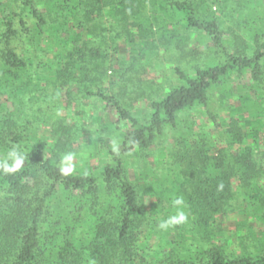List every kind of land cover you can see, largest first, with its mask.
I'll return each instance as SVG.
<instances>
[{
    "label": "trees",
    "instance_id": "16d2710c",
    "mask_svg": "<svg viewBox=\"0 0 264 264\" xmlns=\"http://www.w3.org/2000/svg\"><path fill=\"white\" fill-rule=\"evenodd\" d=\"M200 1L205 0H46L45 12L33 0H20L19 11L0 3V264H264V229L257 234L254 251L240 255L214 242L217 216L232 210L238 196L246 214L253 210L264 225V2L238 0L231 6L227 0H208L212 12H203ZM227 9L239 12L240 33L234 38L247 39L234 52L227 50L224 36L222 15ZM25 14L34 18L32 26ZM102 17L108 18L105 22L114 32L99 44L115 43V50L119 40L138 38L150 45L147 39L154 24L162 22L166 29L171 27L170 41L177 40L178 46L185 40L180 30L206 34L222 50L224 60L193 73L175 66L177 83L152 100L149 113L140 118L130 110L132 101L89 84L100 82L110 70L118 72L109 59L112 51L97 46L93 36L92 22ZM18 22L25 33L37 37L52 29L56 49L43 67V77L33 70L32 59L12 45L19 36ZM84 30L89 38L80 43L78 36ZM139 65L141 57L133 52L123 74ZM235 73H249L251 84L225 122L222 144L211 145L204 134L195 137L192 128L184 131L181 124L188 121L182 115L207 107L211 92L228 87ZM71 84L131 126L121 151L108 149L110 161L98 169L72 170L56 160L67 142L61 121L53 130L57 137L53 147L42 144L20 122L27 115V96L35 100L44 94L46 100L49 86L60 90ZM66 94V103H71L72 91L66 89ZM167 128L178 131V137L170 167L151 182V196L156 199L146 210L126 175L125 156L147 153ZM177 198L183 201L179 205L174 203ZM181 212L186 217L182 222L192 226L188 234L201 236L210 245L198 242L192 250L182 242L186 233L177 236L181 241L159 236L171 228H161L160 223ZM150 239L156 242L150 244Z\"/></svg>",
    "mask_w": 264,
    "mask_h": 264
},
{
    "label": "rangeland",
    "instance_id": "374dc122",
    "mask_svg": "<svg viewBox=\"0 0 264 264\" xmlns=\"http://www.w3.org/2000/svg\"><path fill=\"white\" fill-rule=\"evenodd\" d=\"M34 5L45 12L46 0H33ZM228 5L235 6L238 0H227ZM6 3V7L10 6L15 11H19L21 6L20 0H1L0 3ZM264 2V0H263ZM201 3V11L210 10L208 0ZM3 5V4H2ZM213 9V12L219 14V10ZM222 19L225 22V39L227 50L234 52L242 49L244 45V36L234 38L238 35V22L240 21L239 12L227 9ZM211 11V10H210ZM212 12V11H211ZM105 13V12H104ZM108 15V13H105ZM221 15V12H220ZM0 17L2 13L0 12ZM30 26L33 25L34 18L29 15H24ZM105 17V16H104ZM108 18H99L92 22L94 30L93 36L96 37L97 44H99L104 35H110L114 31L109 22H105ZM51 25L53 22L50 20ZM162 22L154 24L150 38L147 39L148 44L142 43L140 40H131L126 42L119 40L118 50L114 49V44L108 46L102 42V47L110 53V61L118 69L117 73L110 70L100 82L98 80L92 81L89 84L94 87H100L117 94L125 101H132L130 110L135 116L143 118L149 113L150 103L152 100L158 99L159 96L177 83L174 67L178 66L181 69L193 73L198 67H204L207 64L214 62H222L224 54L212 40L201 32L188 31L185 34L183 45L178 46L177 40L170 41V28L167 29L161 26ZM95 25V26H94ZM19 30V36L12 41V45L19 53L26 54L33 61V70L45 76L43 72L45 63L51 60L53 52L56 49L55 43L51 42L52 29L46 30L44 34L37 37L35 33L27 34L22 30L19 22L16 24ZM133 31H136L134 28ZM136 33V32H135ZM101 35V36H99ZM168 37H166V36ZM233 36V37H232ZM79 37V42H85L89 38L88 31H82ZM168 40V41H167ZM245 40H247L245 38ZM110 44V41L108 42ZM117 43V44H118ZM121 43V44H120ZM105 44V45H104ZM98 46V45H97ZM109 47L107 49V47ZM251 53L250 50H245ZM133 52L141 57L142 65L135 66L127 73H124V68L128 69L132 62ZM128 61L125 64L121 62ZM130 62V63H129ZM121 63V64H119ZM123 65V66H122ZM124 75V78L121 76ZM131 78V80H128ZM100 83V84H98ZM251 79L249 73L237 74L235 73L228 83V87L220 86L211 92L210 101L207 107L197 108L195 111H190L182 115L183 120L187 123H182V129L191 131L197 134H204L211 145L222 144V132L226 130L225 122L231 116V110L241 104L242 93H245V88L249 87ZM125 89L126 92H122ZM66 89L71 90V103L68 101ZM48 96L45 100V95L41 94L38 99L32 100L29 96L26 99V116L20 117L21 124L28 125L31 129V134L36 135L42 144L53 147L56 143L57 137L53 130L59 128L58 122L61 121L67 128L65 139H67L66 146L61 147L59 155L56 160L72 170L98 169L106 161H110L107 155L108 149L112 148L114 151H121L122 141L125 133L130 130L131 126L119 121L117 114L107 108L96 97L88 95L83 92L76 91V85H67L64 88L57 90L53 86L47 89ZM251 92V91H250ZM40 93H37L39 95ZM253 99L257 98V94H251ZM22 98V94H19ZM63 98L64 101L61 100ZM60 99V100H58ZM11 102H9L10 104ZM249 112L245 113V118H248ZM245 131H248L247 128ZM178 131H171L166 129L162 135L152 146L150 151L143 154L141 152H131L125 156L127 164L126 175L137 187L142 208L146 210L151 209V204L155 201L152 197L150 186L155 176L161 177L165 174L166 169L171 164V152L174 151V138L178 137ZM179 134V133H178ZM173 177V176H172ZM235 183L237 180L235 179ZM168 186L171 182H167ZM239 188H237L238 190ZM241 198L236 197L227 213H222L217 216L214 223L217 236L214 242L225 244L228 252L240 255L245 251H254V246L257 245V234L264 229L263 223L255 216L253 210L250 214L243 210ZM169 206L165 202V207ZM246 209V208H245ZM247 209H254L253 207ZM162 217V215H161ZM160 217V218H161ZM161 224V223H160ZM169 230H164L159 236L166 239H172L178 235H184V242L192 250L195 245H208L209 242L201 236L192 238L187 232L192 226L189 223L179 221L170 225ZM180 227H183V231ZM141 239L144 237V229L142 227ZM181 237V236H180ZM178 238V237H177ZM152 239V238H151ZM147 240L150 244L155 243V240ZM180 239V238H178ZM180 239L179 241H181ZM210 245V244H209Z\"/></svg>",
    "mask_w": 264,
    "mask_h": 264
},
{
    "label": "clouds",
    "instance_id": "9594fccd",
    "mask_svg": "<svg viewBox=\"0 0 264 264\" xmlns=\"http://www.w3.org/2000/svg\"><path fill=\"white\" fill-rule=\"evenodd\" d=\"M182 202H183L182 198H177L174 201V203L177 204V205L181 204ZM184 219H186V217H185L184 213L181 212V213L178 214V217H170L168 220H166L163 223H161L160 227L161 228H165V227L170 226L172 224H175V223H177L179 221H183Z\"/></svg>",
    "mask_w": 264,
    "mask_h": 264
}]
</instances>
